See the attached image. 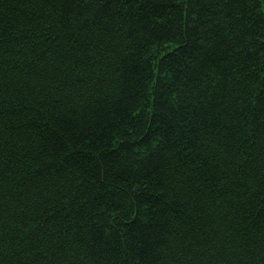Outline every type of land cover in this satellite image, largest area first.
I'll list each match as a JSON object with an SVG mask.
<instances>
[{"label":"trees","instance_id":"16d2710c","mask_svg":"<svg viewBox=\"0 0 264 264\" xmlns=\"http://www.w3.org/2000/svg\"><path fill=\"white\" fill-rule=\"evenodd\" d=\"M0 264H264V0H0Z\"/></svg>","mask_w":264,"mask_h":264}]
</instances>
